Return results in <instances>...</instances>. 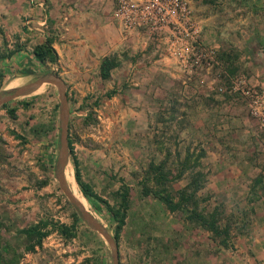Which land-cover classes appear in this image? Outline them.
I'll return each mask as SVG.
<instances>
[{
    "label": "rangeland",
    "instance_id": "rangeland-1",
    "mask_svg": "<svg viewBox=\"0 0 264 264\" xmlns=\"http://www.w3.org/2000/svg\"><path fill=\"white\" fill-rule=\"evenodd\" d=\"M85 2L89 3L90 0ZM112 2L115 7V0ZM68 5L73 6L70 3L63 6L67 8ZM188 5L190 19L200 29L198 41L206 48L205 58L200 57L201 64L191 72L185 70L183 58L167 53L165 47L169 42L165 39H156L158 36L145 27L126 31L120 25L122 31L130 36L136 32L145 33L149 40L154 41L155 49L161 51L163 56L157 64L163 66L165 71L156 74L160 85L148 87L147 82L152 76L145 75V90L140 85H132L134 81L130 80L120 84L118 89L98 92L95 99L86 96L78 101L73 89L62 80L67 93V137L72 140L71 153L68 148L67 170L64 172L67 183L72 186L67 185L68 188L71 191L79 187L76 186L74 177L72 157H75L82 180L109 204H117L119 198L116 194L123 184L130 189V207L117 244L118 264H186L187 261H182L179 254H184V249L179 248L189 241L190 229L192 241L201 239L209 246L210 255L214 259L224 258L220 255L222 246L211 239L210 234L205 236L198 232L195 224L186 222L177 212L168 211L152 195H142L140 181L151 162L158 164L164 161L167 169L174 170L187 154L199 152L197 147L200 144V131L194 127L189 128L185 116L187 105L191 104L192 91L189 93L188 89L191 84L196 88L205 85L202 92L194 91L193 98L210 97L218 93L219 97L226 96L237 103H246L248 110L247 101L241 93L238 90L232 91L235 80L240 76L245 77L243 72L235 70L236 58L241 55L243 63L253 60L251 56H255L258 51L264 52V0H188ZM84 7L85 10L89 9V6ZM204 18L209 19L208 27L213 32L206 31L203 35L201 25ZM109 20L112 25L115 24L112 19ZM217 26L226 28L224 33L228 37L224 42L215 37ZM109 58L115 61L112 68L120 64V56L114 54ZM123 59L131 61L128 56ZM262 59L258 62L264 68V57ZM59 70L58 66L45 69L61 78ZM39 73L41 72L34 73L32 77H22L25 79L23 84L36 79ZM13 76L15 75H10L4 83H0V95L16 88L11 86L10 89H5ZM43 84L42 91L40 88L34 89L10 99L6 102V107H0V248L5 245L11 248L6 259H0V263L14 264L8 261L17 257L15 264H31V257L36 264H67L64 262L65 253L62 249L74 238L87 249L90 259H96L98 264H113L108 241L81 218L56 178L60 94L56 85ZM185 84L189 85L185 87ZM219 87L222 88L221 91L216 90ZM140 90L144 93L140 94ZM154 99L155 102L160 101V104L154 105ZM21 102H27L29 109L16 111L14 119L7 108H16ZM211 128L214 129L215 125H211ZM193 133L198 135L195 137ZM190 161L193 162L194 158ZM194 169L204 173L199 162V167L186 170L172 184L173 190L184 187ZM260 173L264 178V165L261 166ZM42 180H48V183L40 188L38 184ZM31 189L41 191L34 206V215L48 221V225L44 228L47 234L42 246L27 250L26 236L18 233V230L28 227L32 214L30 212L29 217L24 218L23 207L16 205L13 195ZM198 196L200 197L199 194ZM77 200L114 236L111 216L102 204L100 209L94 208L83 194ZM218 205L222 210L219 224L224 226L230 222V233L234 241L237 228H244L248 221L240 222L233 214H226L221 203L215 206ZM201 206L207 212L212 210L208 203H201ZM73 213L77 216V222L71 229L74 235L66 237L58 229L63 223L71 225ZM224 253L228 254L224 255L226 257L230 255V252Z\"/></svg>",
    "mask_w": 264,
    "mask_h": 264
},
{
    "label": "crops",
    "instance_id": "crops-1",
    "mask_svg": "<svg viewBox=\"0 0 264 264\" xmlns=\"http://www.w3.org/2000/svg\"><path fill=\"white\" fill-rule=\"evenodd\" d=\"M67 3L73 6H63ZM112 3V0H90L89 3L85 0H0V83L15 75L5 89L19 87L25 82L22 77H32L34 73L58 66L62 80L73 89L78 101L86 96L95 99L98 92L118 89L120 84L130 80L134 81L132 85H140L143 90L147 84L148 87L160 85L156 74H162L165 68L157 62L163 54L155 49L154 41L149 40L145 33L136 32L130 36L122 31L113 14ZM85 5L89 6L88 10H85ZM109 19L115 24L112 25ZM208 20L204 18L201 25L203 35L206 31L213 32L208 27ZM225 29L224 26H217L214 31L216 39L226 40ZM47 38L52 39L59 58L56 63L41 64L34 58L32 49ZM16 47L18 49L10 57L1 56ZM114 54L120 56V64L110 70L108 78H102L101 61ZM263 54L260 50L251 56L255 63L253 60L242 63L241 55L236 58L235 70L243 72L253 85H264V68L259 63ZM126 56L131 61L123 59ZM145 75L152 76L147 84L144 83L147 79ZM188 85L185 84V87ZM203 86H189L192 98L185 115L188 127L200 131L197 149L203 153L200 168L206 175V181L197 194L203 199L202 203H208L212 209L221 203L226 214H233L240 222H248L244 228H237L235 240L229 248L222 247L220 255L224 258L218 260L210 255L207 243L201 239L192 241L190 229L189 241L179 248L184 249V254L179 253L181 260H186V264H264V178L260 173L264 165V129L249 115L246 103H237L226 96L219 97L218 93L193 98L194 91L202 92ZM39 88L42 91L44 84L35 89ZM143 90L140 94L144 93ZM155 104H160V101L155 102L154 99ZM28 109L22 104L15 108L17 112ZM211 125L215 128L212 129ZM193 135L196 137L198 134ZM65 181L70 186L68 179L65 178ZM71 192L76 199L82 196L79 187ZM39 193L38 189H31L13 195L16 205L23 207L24 218L29 217L31 212L29 225L40 219L34 215ZM195 228L205 236L210 234L203 228ZM34 249H39V246L35 245ZM223 250L230 255L224 256L228 254ZM62 252L67 264H98L96 259L88 257L90 253L74 238L67 242ZM29 260L31 264H36L33 258L29 257Z\"/></svg>",
    "mask_w": 264,
    "mask_h": 264
},
{
    "label": "trees",
    "instance_id": "trees-1",
    "mask_svg": "<svg viewBox=\"0 0 264 264\" xmlns=\"http://www.w3.org/2000/svg\"><path fill=\"white\" fill-rule=\"evenodd\" d=\"M52 43V39L47 38L43 43L37 44L33 47L32 54L39 63H56L58 61L59 57ZM17 49L18 47L9 50L1 56L10 57ZM113 66H115L113 58H104L100 65L101 77L108 78L110 75V69ZM20 104L28 106L27 102H21ZM1 106L6 107L7 104L4 103ZM7 112L12 118H16L15 108H7ZM71 143L72 140L68 137V148L70 153ZM202 154V152L187 154L186 157L177 164L178 168L176 167L177 169L174 168V170L167 169L168 167L164 161L158 164L153 162L149 163L148 170L142 181H140L141 194L144 196L152 195L159 200L168 211L177 212L180 216L184 217L186 222L195 224L196 226L207 230L210 233L211 239L216 241L223 248H229L231 246L230 244H232L230 233L231 224L229 221L225 223L224 226L219 224L222 215L221 206H215L211 211L207 212L205 208L201 206L203 199L197 194L198 191L203 188L206 181L205 173L194 169L195 171L193 170L189 181L184 187L179 190H173L172 187V184L178 181L186 170L191 171L194 166L199 167ZM72 158L74 164V177L80 191L92 203L94 208L100 209V204H102L107 212H109L114 228L113 235L118 244L119 236L126 222L127 211L130 207V189L128 185L123 184L122 187H120L116 194L119 200L117 204L111 205L107 200L94 193L88 183H85L82 180L78 161L75 157ZM191 158H194L193 162L190 161ZM191 163L192 166L190 165ZM47 183L48 180H42L38 184V187L41 188ZM73 217L71 225L62 224L58 229L66 237L74 235V233L71 232V229L77 222V216L75 213H73ZM47 225L48 221L40 219L37 223L18 230V233L26 236L27 250H33L35 245L40 246L42 244V240L47 234L44 230ZM10 250L11 248L9 245L1 246L0 259H6V255ZM17 261V257H14L13 260L10 258L8 262H14L15 264Z\"/></svg>",
    "mask_w": 264,
    "mask_h": 264
},
{
    "label": "built area",
    "instance_id": "built-area-1",
    "mask_svg": "<svg viewBox=\"0 0 264 264\" xmlns=\"http://www.w3.org/2000/svg\"><path fill=\"white\" fill-rule=\"evenodd\" d=\"M115 3L113 14L123 30L145 27L158 36L156 39H165L169 42L165 47L167 53L183 58L187 72L201 64L200 57L205 58L206 48L198 41L200 29L190 19L188 0H115ZM235 90L246 99L250 116L264 129V85H253L240 76L232 86V91Z\"/></svg>",
    "mask_w": 264,
    "mask_h": 264
},
{
    "label": "water",
    "instance_id": "water-1",
    "mask_svg": "<svg viewBox=\"0 0 264 264\" xmlns=\"http://www.w3.org/2000/svg\"><path fill=\"white\" fill-rule=\"evenodd\" d=\"M43 83H51L56 85L60 94V133L58 139V156L55 164L56 178L60 184V187L68 196L69 200L74 205L81 218L92 229L98 231L106 238L110 245L112 262L113 264H118V248L114 236H111L107 230L83 208L80 202L73 196L65 181L64 170L68 163V107L65 85L62 79L57 74L49 73L47 71L41 72L36 76V79L28 81L25 84L6 91L3 95H0V104L5 103L17 96L27 94Z\"/></svg>",
    "mask_w": 264,
    "mask_h": 264
}]
</instances>
